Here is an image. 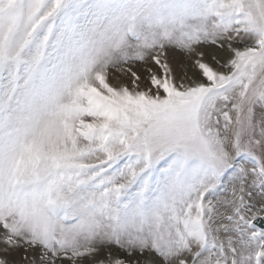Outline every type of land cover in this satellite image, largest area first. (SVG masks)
Here are the masks:
<instances>
[{"label":"snow or ice","instance_id":"6c2138e0","mask_svg":"<svg viewBox=\"0 0 264 264\" xmlns=\"http://www.w3.org/2000/svg\"><path fill=\"white\" fill-rule=\"evenodd\" d=\"M0 264H264V0H0Z\"/></svg>","mask_w":264,"mask_h":264}]
</instances>
